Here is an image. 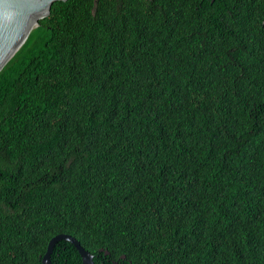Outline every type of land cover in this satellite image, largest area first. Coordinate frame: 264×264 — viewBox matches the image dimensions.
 Segmentation results:
<instances>
[{"label":"trees","instance_id":"obj_1","mask_svg":"<svg viewBox=\"0 0 264 264\" xmlns=\"http://www.w3.org/2000/svg\"><path fill=\"white\" fill-rule=\"evenodd\" d=\"M58 234L94 264H264V0L52 4L0 71V264Z\"/></svg>","mask_w":264,"mask_h":264},{"label":"water","instance_id":"obj_2","mask_svg":"<svg viewBox=\"0 0 264 264\" xmlns=\"http://www.w3.org/2000/svg\"><path fill=\"white\" fill-rule=\"evenodd\" d=\"M58 1L66 0H0V71L39 26V21L49 15L52 4ZM60 241L74 246L82 264H94L93 256L75 238L65 234L49 240L40 264H51L53 249ZM104 254L108 255L106 251Z\"/></svg>","mask_w":264,"mask_h":264},{"label":"bare ground","instance_id":"obj_3","mask_svg":"<svg viewBox=\"0 0 264 264\" xmlns=\"http://www.w3.org/2000/svg\"><path fill=\"white\" fill-rule=\"evenodd\" d=\"M35 23H36V20H35Z\"/></svg>","mask_w":264,"mask_h":264}]
</instances>
